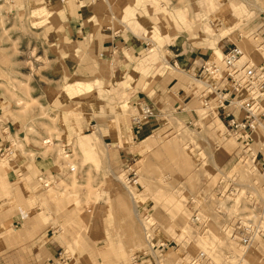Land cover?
Wrapping results in <instances>:
<instances>
[{
  "label": "rangeland",
  "instance_id": "rangeland-1",
  "mask_svg": "<svg viewBox=\"0 0 264 264\" xmlns=\"http://www.w3.org/2000/svg\"><path fill=\"white\" fill-rule=\"evenodd\" d=\"M9 1L0 0V86L13 116L22 120L28 140L40 142L43 154L55 156L58 173L42 178L46 186L41 197L46 202L36 205L60 244L58 251H66V264H94L93 255L100 249L102 264H264V235L243 248L225 230L247 220L264 230V128L256 126L251 140H242L238 130L226 128L218 119L215 98L207 106L201 104L203 84L195 110L198 119L190 124L173 109L164 110L160 129L136 144L135 160L128 168L112 175L109 159L114 148L94 126V114L79 106V90L70 89L64 99L63 83L47 80L51 78L47 42L37 28L38 19L15 13ZM135 2L125 11L130 26H139L133 19L136 9L154 12L169 29L185 31L184 26L190 25L199 30L202 41L212 47L209 51L215 60L211 63L222 55L212 46L218 39L228 48L238 46L243 59L264 61L259 36L264 30V0ZM151 39L161 45L169 42L159 31ZM228 109L233 111V105ZM121 111L129 118L138 115L128 105ZM18 150L25 154L22 141L8 135L0 150L1 162L12 161ZM124 185L134 194V207ZM69 192L76 193L71 194L76 207L102 202V240L94 239L93 210L79 211L73 205L69 214L62 210L63 195ZM113 193L125 199L115 204L127 210L111 209ZM193 214L200 224L192 220ZM163 242L167 246L160 250ZM144 249L148 255H141ZM200 252L203 258H198Z\"/></svg>",
  "mask_w": 264,
  "mask_h": 264
},
{
  "label": "crops",
  "instance_id": "crops-1",
  "mask_svg": "<svg viewBox=\"0 0 264 264\" xmlns=\"http://www.w3.org/2000/svg\"><path fill=\"white\" fill-rule=\"evenodd\" d=\"M9 2L15 5V13H30L38 19L37 28L47 42L51 77L47 80L63 83L60 93L64 99L70 89L79 90V106L94 114V126L104 132L114 148L109 159L113 174L128 168L135 160L136 144L160 129L164 110L173 109L190 124L198 119V95L203 83L211 82L199 64L215 60L209 51L211 46L199 37V30L190 25L184 26L185 31L169 29L164 18L141 9H136L133 17L139 26H130L125 22V11L135 6V0ZM157 31L169 42L161 45L151 39ZM214 45L219 53L228 48L220 39ZM9 105L0 86V150L10 135L22 141L25 153L18 150L6 165L0 160V264H57L60 244L50 234L47 221L42 220L45 215H39L37 205L46 202L41 197V189L46 186L41 184L42 178L53 177L58 165L54 154L42 153L40 142L28 140L22 120L13 116ZM124 105L138 111L147 105L157 115L136 123L121 111ZM66 194L62 210L69 214L72 205L79 211L93 210L94 239L102 240V202L88 208L76 207L71 198L76 193ZM112 195L111 209H128L115 204L124 202L120 194ZM98 251L93 255L94 264L103 263L104 254Z\"/></svg>",
  "mask_w": 264,
  "mask_h": 264
},
{
  "label": "built area",
  "instance_id": "built-area-1",
  "mask_svg": "<svg viewBox=\"0 0 264 264\" xmlns=\"http://www.w3.org/2000/svg\"><path fill=\"white\" fill-rule=\"evenodd\" d=\"M262 19L264 23V18ZM259 36L264 42L263 29ZM199 67L204 76L211 79V82L203 83L204 89L200 93L201 104L207 106L211 99L215 98L218 119L223 124L226 123V128L238 130L242 140L246 142L251 140L250 134L253 129L264 122V61L254 63L243 59L242 50L233 45L222 53L217 63L202 61ZM230 105L239 113L235 114L234 110H229ZM154 116L153 109L143 105L140 106L138 115L133 116V120L138 123ZM192 220L198 222L199 217L193 214ZM225 230L230 240L238 242L242 247L250 245L256 236L264 235L260 225L250 220L229 225ZM166 246L165 242L159 244L160 250ZM140 253L143 256L149 254L148 249ZM203 257L204 253L200 252L198 258ZM67 259L65 250L58 252V264H66Z\"/></svg>",
  "mask_w": 264,
  "mask_h": 264
},
{
  "label": "bare ground",
  "instance_id": "bare-ground-1",
  "mask_svg": "<svg viewBox=\"0 0 264 264\" xmlns=\"http://www.w3.org/2000/svg\"><path fill=\"white\" fill-rule=\"evenodd\" d=\"M207 24V23H206ZM209 27V26H208ZM263 128H264V125L263 124H260ZM222 137V136H221ZM46 141H48V140H46ZM169 142V141H168ZM167 144V143H166ZM170 145H171V143H170ZM168 146V145H167ZM166 146V147H167ZM168 148H170V147H168ZM141 167V166H140ZM108 168V167H107ZM194 172V171H193ZM112 175H113V173H112ZM257 175V174H256ZM244 176V175H243ZM190 177V176H189ZM143 178V177H142ZM165 184V183H164ZM123 185V184H122ZM167 185V184H166ZM262 187V186H261ZM123 188L125 189V193L128 195V198H129V201H130V203L133 205L132 207H134V194H133V192L131 191V190H129L128 188H126L125 187V185L123 186ZM177 189V188H176ZM257 192V191H256ZM134 209V208H133ZM135 213H136V215H137V212H136V210H135ZM136 215H135V217H136ZM136 219V218H135ZM138 222H140V221H138ZM141 226L143 227V225L141 224ZM144 228V227H143ZM143 235V234H142ZM145 235H147V233H145ZM224 235V234H223ZM149 240H150V237H148L147 238V240H145L146 241V243H147V245H149L150 243H149ZM249 246H251V244L250 245H248V246H243V248H247V247H249ZM246 250V249H245ZM253 250V249H252Z\"/></svg>",
  "mask_w": 264,
  "mask_h": 264
}]
</instances>
